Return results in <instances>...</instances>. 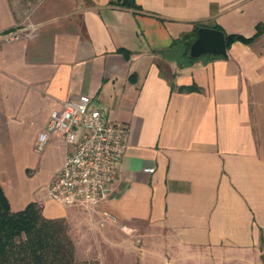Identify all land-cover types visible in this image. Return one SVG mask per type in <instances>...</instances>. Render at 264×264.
Here are the masks:
<instances>
[{
  "label": "crops",
  "instance_id": "obj_1",
  "mask_svg": "<svg viewBox=\"0 0 264 264\" xmlns=\"http://www.w3.org/2000/svg\"><path fill=\"white\" fill-rule=\"evenodd\" d=\"M122 1L0 0V34L22 32L0 43L11 212L68 227L74 264H264V0ZM200 27L250 42L193 59ZM82 95L129 142L107 198L61 206L46 190L72 146L35 143Z\"/></svg>",
  "mask_w": 264,
  "mask_h": 264
},
{
  "label": "built area",
  "instance_id": "obj_2",
  "mask_svg": "<svg viewBox=\"0 0 264 264\" xmlns=\"http://www.w3.org/2000/svg\"><path fill=\"white\" fill-rule=\"evenodd\" d=\"M20 30L0 34V43L21 37ZM61 135L72 150L49 184L46 194L61 206L87 202L91 206L107 198L115 183L114 171L128 146L129 131L124 125L111 123L107 112L94 108L86 95L64 103L59 115L52 117L35 143L41 151L48 135ZM153 168H145L152 173ZM107 220L115 222L111 215ZM103 224L101 223L100 226Z\"/></svg>",
  "mask_w": 264,
  "mask_h": 264
},
{
  "label": "trees",
  "instance_id": "obj_3",
  "mask_svg": "<svg viewBox=\"0 0 264 264\" xmlns=\"http://www.w3.org/2000/svg\"><path fill=\"white\" fill-rule=\"evenodd\" d=\"M121 3L132 6L131 0ZM225 39L226 47L233 42H250L237 35L225 36ZM183 90L195 89L189 87ZM0 264H74V249L65 227L44 219L35 203H30L21 212L12 213L1 187Z\"/></svg>",
  "mask_w": 264,
  "mask_h": 264
},
{
  "label": "water",
  "instance_id": "obj_4",
  "mask_svg": "<svg viewBox=\"0 0 264 264\" xmlns=\"http://www.w3.org/2000/svg\"><path fill=\"white\" fill-rule=\"evenodd\" d=\"M189 56L198 59L203 56L227 57L225 35L222 31L207 27L196 29V37L189 47Z\"/></svg>",
  "mask_w": 264,
  "mask_h": 264
},
{
  "label": "rangeland",
  "instance_id": "obj_5",
  "mask_svg": "<svg viewBox=\"0 0 264 264\" xmlns=\"http://www.w3.org/2000/svg\"><path fill=\"white\" fill-rule=\"evenodd\" d=\"M65 232H66L67 237L69 238L70 229L68 227H65Z\"/></svg>",
  "mask_w": 264,
  "mask_h": 264
}]
</instances>
